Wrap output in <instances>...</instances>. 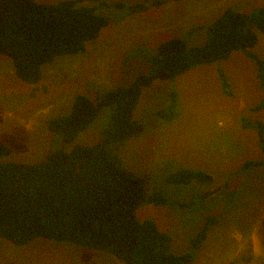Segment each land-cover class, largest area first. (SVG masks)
Here are the masks:
<instances>
[{
  "label": "rangeland",
  "instance_id": "1",
  "mask_svg": "<svg viewBox=\"0 0 264 264\" xmlns=\"http://www.w3.org/2000/svg\"><path fill=\"white\" fill-rule=\"evenodd\" d=\"M106 1L89 3L109 20L100 35L86 43L84 52L43 65L38 83L21 80L12 59L0 54V141L12 148L2 161L37 163L55 150L99 143L108 125V107L72 142L52 132L49 120L68 114L78 94L95 100L96 91L130 85L147 74L161 42L181 37L189 46L201 45L226 8L250 12L264 5V0H162L160 5L153 4L157 0ZM139 5L149 7L132 10ZM257 34L254 51L264 59V34ZM257 72L255 60L238 50L174 80L158 79L143 89L134 114L144 125L142 133L111 145L121 164L144 178L147 195L167 198L165 204H141L137 215L155 221L170 237L169 251H191V239L207 219L215 218L191 264H264V165L244 168L246 161L264 157L255 129L243 126L244 120L264 124V109H251L264 96ZM172 92L179 95L178 117L165 120L159 111L169 106ZM180 168L210 172L213 182L167 183L168 175ZM0 264L124 263L73 243L35 238L21 245L0 238Z\"/></svg>",
  "mask_w": 264,
  "mask_h": 264
},
{
  "label": "trees",
  "instance_id": "2",
  "mask_svg": "<svg viewBox=\"0 0 264 264\" xmlns=\"http://www.w3.org/2000/svg\"><path fill=\"white\" fill-rule=\"evenodd\" d=\"M96 2L108 4L106 0H0V54L12 59L21 80L38 83L43 65L58 56L84 52L86 43L96 39L108 25V18L97 13L98 5L89 4ZM148 7L139 5L132 10ZM257 31L264 34V5L250 12L228 7L208 27V39L203 44L189 46L181 37L163 41L147 74L138 76L130 85L96 91L95 100L78 94L68 114L49 120L52 132L72 142L108 107V125L97 144L55 150L40 162L25 163L2 161L12 148L0 141V238L21 245L35 238L73 243L109 253L124 264H191L214 217L207 219L191 239V251H169L170 237L155 221L141 220L137 215L141 204H165L167 198L161 193L147 195L144 178L125 168L111 145L142 133L144 125L134 114L144 88L158 79L174 80L197 65L227 59L234 51L241 50L255 60L264 89V59L254 51ZM220 75L225 93L230 94L227 78ZM178 99V93L172 92L169 106L159 111L161 118L178 117ZM251 109L263 110L264 96ZM243 126L255 129L264 154V124L244 120ZM259 165H264V157L246 161L244 168ZM166 181L174 185L211 183L213 175L180 168Z\"/></svg>",
  "mask_w": 264,
  "mask_h": 264
}]
</instances>
